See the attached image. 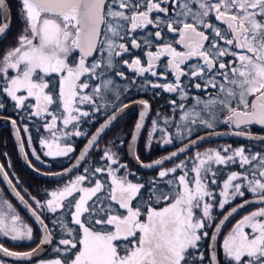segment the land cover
I'll use <instances>...</instances> for the list:
<instances>
[{"label": "snow or ice", "instance_id": "obj_1", "mask_svg": "<svg viewBox=\"0 0 264 264\" xmlns=\"http://www.w3.org/2000/svg\"><path fill=\"white\" fill-rule=\"evenodd\" d=\"M153 12L162 13L163 18L153 17ZM20 15L24 27L18 43L0 57V78L5 82L0 91L15 102L17 109L35 107L36 111L31 112L30 116H50L51 122L45 127L52 133L53 141L61 135L80 136L83 133L75 130L76 125H73V131L67 133L53 131L58 117L49 110V106L54 103L62 105L67 113L62 118L63 124L67 127L73 121L78 122L80 117L90 116V112L82 111L78 105L87 102L93 106L94 112H99L101 108L109 106L107 97L110 94L119 99L121 93L114 87L109 73L126 78L118 68L120 63L138 75L148 73L158 76L154 69L156 62L163 56L169 57L168 68L175 74V80L163 84L148 83L154 89L161 88L179 97L180 103L173 99L170 104L173 113L180 110V123H176L174 117L157 113L162 123L152 120L148 147H151L157 132L160 133L162 145L174 143L170 127L175 128L176 139L183 141L187 138L190 141L170 156H165L164 160L177 157L198 140L204 139L202 136H198L197 140L191 139L194 126L214 130L216 124L221 122L219 113L223 112L226 116L222 120L224 124L239 129L232 133L236 136L248 135L244 126H264V0H21ZM9 16L6 0H0V19L4 21L0 26V34L10 27ZM147 25L157 28L149 35H154L160 41L156 45L158 50L146 52L149 58L146 64H142L138 57L131 62L127 59L117 60V57L130 52L129 44L131 49L142 47L130 33ZM164 28L168 32L178 33V42L187 51H177L171 43L164 42ZM143 46L151 48L153 41L145 39ZM73 52L79 53V61L75 65L68 60ZM89 57H92L91 62ZM192 57H198L199 61L190 66V72H186L181 65ZM10 70L15 72L14 76L9 74ZM53 74L59 78V93L55 97V85L49 89L50 81L45 79ZM181 77H192L194 87L205 92L209 98L195 97V104L191 108L186 107L183 102L189 99V94ZM95 80L100 83L90 84V81ZM198 81H203V84ZM89 88L90 93L84 91ZM208 89H215V94L209 93ZM21 92L27 95H18ZM249 96L255 97L251 104L247 99ZM29 97L35 99V105L25 104ZM133 102L142 105L140 120L136 124L139 132L144 127L150 105L143 99ZM128 106L121 103L115 107L117 111H122ZM4 107V103L0 102V109ZM115 119L114 112L91 137L88 148L81 154L75 167L85 159L100 133ZM11 123L13 127L17 126L16 120H11ZM24 131L28 129L25 127ZM17 134L19 140V128ZM213 134L219 135L214 131L208 135ZM248 138L255 139L250 135ZM135 139L136 136H133ZM259 139L264 140V136ZM40 143L47 149L44 152L46 156H67L73 151L70 145L49 143L43 139ZM20 151H24L23 143ZM32 155L40 160L35 150ZM104 159L109 161V165L119 166L116 169L107 168L108 175L112 177L107 190L101 179L90 181L89 186L85 187L84 181L89 177L77 175L63 188L52 191L50 199L41 202L33 197L35 205L16 191L4 166L0 165L3 179L41 226V245L53 243L55 229L49 228L41 218L42 211L38 209H46L53 214L52 224H59L65 234L57 241L58 245L64 247L54 248L58 254H63L62 257L52 259L47 264H220L216 234L238 208L252 203L259 207L236 223L221 247L225 264H264V154L246 152L244 147L233 149L230 145L208 149L203 153L196 152L192 158L191 171L195 173L192 180L188 179L184 160L175 167L159 172L160 177H165L170 173L175 174L179 169L183 173L177 177L182 190L174 194L153 190L151 195L155 197L156 203L171 202L161 209L148 204L146 211L132 204L144 185L115 175L119 168L126 165L119 163L111 149L104 152ZM162 162L157 160L155 164ZM232 164H238L244 171L229 172L220 191L223 199L218 201L219 208L224 209L226 204L237 197H245L246 193H251L253 199L244 200L238 207H233L216 226V234L211 236L213 244L206 259L200 247L201 241L209 236L205 229L211 226L209 222L213 220L212 209L215 205L210 201L215 196L209 185L217 184L218 174V169L213 166L227 167ZM103 172L104 168L96 167L93 175ZM167 183L173 184V181ZM108 201L119 207H113ZM3 204L7 210L0 208V235L13 241L31 240L32 228L20 222L12 204L7 201ZM119 209L124 212H119ZM196 209L201 210L200 215L196 214ZM57 213L60 217L67 214L70 222L65 223L63 219L56 218ZM141 216L145 219L142 220ZM69 224L78 228H72ZM39 250L18 253L0 244V253L17 259H30Z\"/></svg>", "mask_w": 264, "mask_h": 264}, {"label": "flooded vegetation", "instance_id": "obj_2", "mask_svg": "<svg viewBox=\"0 0 264 264\" xmlns=\"http://www.w3.org/2000/svg\"><path fill=\"white\" fill-rule=\"evenodd\" d=\"M8 4V3H7ZM21 12V11H20ZM153 17L160 16L163 18L162 13H152ZM12 18V16H11ZM23 21V20H22ZM214 23H218L213 21ZM1 23V19H0ZM24 24L21 27V32H19L16 36L12 35L6 42L2 43L0 45V57H2L9 49L15 47L18 43V37L22 34ZM130 28V25H128ZM163 27V26H162ZM157 31V28L153 27V25H147L142 29H137L135 32H131L130 35L134 36L137 38L138 42L142 44V47L140 49H131V46L129 44L130 52L125 53L123 57H117V60H122V59H127L129 62H131L132 59L139 58L142 62V64H146L148 61V57L146 55L147 51H157L156 45L160 44V41H157L154 37V35H149L150 33H154ZM162 36L164 37V42L166 43H171L174 48H176L177 51H187L183 47L181 43H179V34L176 32H168L166 28L163 29L162 31ZM145 39H149L153 41V46L151 48H147L146 46H143V42ZM3 41V40H2ZM99 58V57H97ZM168 59L169 57L163 56L159 61L156 62V67L155 71L158 73V76H151L150 74L146 73L143 76L138 75L136 72L132 71L129 69L126 65L123 63H120L118 65V68L120 71L124 72V75L126 78H122L120 76H115L114 74L109 73L110 78L114 81V87L118 88L120 91V97L119 99H116L115 95L110 94L107 99L110 101V104L107 108H101L99 112H94L93 111V106L85 102L84 104L78 105L82 111H88L90 112L89 117H80L79 121H73L72 124H69L67 127L64 126L63 124V117L67 115V113L64 112L62 105H59V103H54L51 106H49V110L53 111V114L58 117L56 121V129L53 131H59L61 133H67L70 131H73V125H76V129L83 133L80 136H75V135H61L58 140L53 141L52 133L46 130L45 125L47 123L51 122V117L47 115H41V116H30L29 114L31 112H35L36 109L35 107L32 108H22V109H17L15 108V102L11 100V98L7 97L5 93L0 91V102L4 103L5 107L3 109H0V116H5L9 117L11 119H14L17 121V126L20 130L21 136H22V141L24 144L25 152L32 163L34 167L41 171L47 172V168H49L48 164L49 163H57L55 160H52L50 156L44 155V152L47 151L46 148L42 147L40 141L47 140L49 143H60L61 145H70L73 148V151L70 152L67 156H62V163L64 161L66 162H71L73 158L76 156V154L79 152V149L77 153H75V145L82 142V146L85 143L86 139L90 136V134L99 126L100 123H102L111 113L115 112L117 109L115 106L120 105L121 103H134L133 101H138V100H146L149 105H150V110L148 111L147 115L145 116V122H144V127L142 128V132L140 135V138L137 143V149L136 153L139 159L143 162H147V160L151 161L154 159H157L164 154L170 152L171 150L189 142V139H184L183 141L176 139L175 138V128L170 127L169 131L173 133V139L174 143L169 144V145H162L159 141V136L160 133L157 132L155 136L153 137L151 147H148V139H149V133L152 131V120H161V117L157 116V113H160L161 116H169L175 118L176 123H180L179 121V116L181 115V112L179 109L173 113V107L170 104V101L175 99L177 100L178 103L181 101L179 100V97H177L173 93L165 92L161 88H152L151 83L148 82H155V83H160L163 84L165 82H173L175 80V74L168 68ZM227 59H231V57H228ZM69 63L70 64H77L79 61V53L78 52H73L69 58ZM89 62H91L92 57L88 58ZM199 61L198 57H192L191 59L187 60L184 64L181 65V68L184 69L186 72H190L192 69L190 66L196 65ZM202 63V61H200ZM10 75H15L14 71L10 70ZM166 77V80H165ZM46 80L50 81L49 84V89L53 88V85H55V88L53 90V95L58 96L59 93V78L55 76V74L45 77ZM82 79H86V77H82ZM181 80L183 84L187 87V91L189 94V99L184 101L186 107L191 108L193 104H195V97H200L201 99H208V95L205 94V92L201 90H197L194 87L193 83V78L192 77H181ZM203 84V81H198ZM4 80L0 78V89L4 87ZM100 81L95 80V81H90V84H98ZM49 89H46L45 91H48ZM85 92H91V88L85 89ZM215 89H208L209 93H212L213 95L215 94ZM156 93H159L156 95ZM18 95H27L26 92H21L18 93ZM254 96H249L248 102L251 104L252 100L254 99ZM235 103V102H234ZM25 104H32L35 105L36 101L33 97H29L28 99L25 100ZM242 107V106H241ZM142 110V106L140 107ZM221 122H218L216 124L215 129H207L203 126H194L195 131L192 134L191 139H195L198 136H201L203 134L212 132V131H227L229 129H234L233 127H229L228 125L224 124L222 120L226 118L225 114L219 113ZM140 120V114L138 112H132L124 116L119 122L116 123V125L112 128L115 129V136L111 139H108V144H110V148L112 152L116 154V157L119 161L120 164L126 165L124 168H119L118 171L115 172V175L119 177H124L126 180L132 182V183H138V184H143L144 186H148L149 183L146 180L147 177L149 176H154L156 174H159L161 170L165 169H170L172 167H175L177 163H180L181 160H184L188 164L192 162V158L195 156L196 152L203 153L207 151L208 149H218L222 148L224 146L230 145L233 149L239 148V147H244L246 149V152L250 153H260L264 154V143H258V142H252V141H244V140H222V141H214L211 143H207L203 146H200L194 150H191L190 152L184 154L183 156L179 157L178 159L174 160L173 162L167 164L166 166L159 168L158 170L150 171V172H143L139 171L137 169H134L128 162V156H127V145L129 144L130 138L132 131L134 130L137 122ZM27 128L28 131L25 132L24 128ZM111 129V130H112ZM244 130L247 133L250 134H255V135H260L264 136V127L263 128H258L255 126H248L244 127ZM91 131V132H90ZM90 132V133H89ZM107 135V134H106ZM105 135V136H106ZM104 136V137H105ZM33 138L34 143H32L35 147L32 148L31 144L29 145V138ZM103 137V138H104ZM102 138V140H103ZM31 140V139H30ZM101 140V141H102ZM100 141V142H101ZM99 142V143H100ZM98 143V144H99ZM98 144L96 147L92 150L95 151L97 148ZM81 146V147H82ZM33 150H35L36 154L40 156V160H36L35 156L32 155ZM106 151V150H105ZM104 151V152H105ZM91 152V153H92ZM104 152L100 151V153L96 154L95 157H97V164H94L93 167H90V162L88 161L89 157L87 158L86 162L78 169V171L72 175L71 177L59 181V182H54L56 183L53 187H51L50 192H49V198L50 199V193L52 191H56L57 189H61L64 187L65 184H67L69 181L74 180L77 175H86L89 177V179L84 181L83 186H89L90 181H93L95 179H101L105 185L109 184L110 180H112V177L108 175L107 173V168L110 166L113 169L118 168V165H109V161L104 159ZM90 153V155H91ZM143 154V155H142ZM89 155V156H90ZM91 161V160H90ZM1 162V161H0ZM67 163V164H68ZM255 163V162H253ZM67 165H59V169H63ZM96 167H101L105 169V172L103 173H95L93 175V170ZM214 168L218 169V174L216 176L217 179V184H210L209 187L213 190L215 199L211 200L210 202L213 203L215 206L212 209V215H213V220L209 222L211 224L210 227H207L205 230L209 233V236L204 238L201 241V247L200 251H202L205 255L207 254L208 257V242L211 238L212 231L216 224L218 223L219 219L224 215L230 208H232L234 205H236L238 202L245 200L247 198L253 197L251 193H246L245 197L240 198L237 197L236 199L232 200L231 203L226 204L224 209H220L218 206V201L223 199L220 196V191L222 190L223 187V182L227 178V175L231 171H236V172H243L244 169L240 168L238 164H232L227 167L225 166H213ZM94 168V169H93ZM5 169V168H4ZM85 169H88L87 172H85ZM192 168L185 171L188 172V179L192 180L195 176V173L191 171ZM57 170V171H58ZM55 172V171H54ZM143 174V178H141L142 181H140V175ZM183 173L178 169L175 174L170 173L168 176H172L171 178H177L179 175H182ZM168 184V183H167ZM164 188L166 186L168 188L167 191L169 193V188L171 189L170 186L166 184H162ZM151 186V184H150ZM153 187V186H152ZM180 187V186H179ZM147 190V189H144ZM178 190H182L180 188H175L173 191L176 192ZM20 192V191H19ZM21 194L23 192H20ZM148 192H143L137 195L136 199L132 201L133 206H140L143 211H146V206L148 204H151L153 207L156 209H161L166 206L168 202L162 201L161 203H155L153 196L150 194H147ZM24 194V193H23ZM22 194V195H23ZM144 194V200L140 201V196ZM77 195V193L75 194ZM24 196V195H23ZM24 198L32 205H35V201H31L30 199H27L26 196ZM91 203V202H90ZM109 203V202H108ZM110 203L113 204V207L118 208L119 206L114 204V202ZM259 206L248 209L246 211L241 212L238 214L236 217H234L228 225L222 230L219 240H218V246H217V255L218 259L220 260V264H225V258L223 256V250L221 245L223 244V240L228 236V234L231 232L233 227L238 223L245 215L250 214L252 211L256 210ZM37 211H42V219H44L45 223L49 226L50 229H55L54 236L55 239L53 240L52 246L50 250L47 252V254L32 263L29 264H35L38 262H41L43 259H48V257L51 256V258H56V257H62V253L58 254L54 248L55 247H60L63 248L64 246L58 245L57 241L59 238L64 236L65 234L60 230V225H53L52 220H53V214L49 213L46 209L44 210H37ZM18 212V211H17ZM119 212L123 213V209H119ZM197 215L201 214L200 209L195 210ZM22 211H19V217H20V222H22L24 225L30 226L33 230L35 226L33 223L26 217L22 216ZM24 214V213H23ZM25 215V214H24ZM26 216V215H25ZM56 218L58 219H63L65 223L70 222V217L65 214L63 217H60L59 213L56 214ZM141 219H145L144 216H141ZM70 227L72 228H78L76 225L69 224ZM36 229V228H35ZM38 231V230H37ZM246 231H250V229H246ZM33 238L31 240H18V241H13L3 235H0V243L5 246L6 248H9V246H14L16 243H20L22 246V243L30 245L28 250L34 248L38 243L40 239V234L38 237L35 236L34 230L32 232ZM35 243V244H34ZM117 243H122V242H117ZM126 243V242H123ZM10 249V248H9ZM12 250V249H11ZM22 251H27L22 250ZM0 260L4 261L5 263L9 264H26V263H14L10 262L7 260H4L0 258Z\"/></svg>", "mask_w": 264, "mask_h": 264}, {"label": "water", "instance_id": "obj_3", "mask_svg": "<svg viewBox=\"0 0 264 264\" xmlns=\"http://www.w3.org/2000/svg\"><path fill=\"white\" fill-rule=\"evenodd\" d=\"M18 1H19L20 5H21V0H18ZM6 3H7V1H6ZM7 8H8V10H10L8 4H7ZM8 22L10 23V26H11V22H12L11 12H10V16L8 17ZM3 23H4V21H3V19H1L0 26H2ZM9 28L6 30V32L4 34H0V41H2L5 38L6 34L9 31ZM253 100H252V102H253ZM128 105L129 106L127 108H124L122 111H117V110L115 111L116 119L111 122V125L109 127L105 128L103 130V132L100 133V136L97 139V141L95 142V145L92 146L91 149L88 151L87 156L85 157V159L83 161H79V166L78 167H75V165H77L78 159L81 156V154L85 151L86 148H88L89 140L91 139V137L93 135H95L101 129V126L104 125L108 121V119L113 115L114 112L111 113L102 123H100L99 126L90 134V136L86 139L85 143L83 144V146L81 147L79 152L76 154V156L73 158V160L71 162H69L67 164V166H65L63 169L55 171V172H45V171H41V170L37 169L36 167H34L32 165V163L30 162V160L28 159L27 155H26L24 144H23L24 151L23 152L20 151L21 143H23L22 136H21V133H20V130H19L20 139L19 140L17 139V135H18L17 134V128H18V126L13 127V125L11 123V120H13V119H11L9 117H5V116H0V130L3 129V128H6L9 131L10 136H11L12 141H13V144H14V147H15L17 158H18L22 168L31 177H33V178H35V179H37L39 181L54 183V182H59V181L65 180V179L71 177L72 175H74L78 171V169L85 163V161L89 157V155L92 152V150L96 147V145L116 125V123L119 122L124 116H126L127 114L132 113V112H138L140 114V112L142 111L140 109V107L142 105H140L138 103H130ZM144 122H145V120H144ZM248 126H255V127H258V128H263L264 127V126H261V125H258V124H252V125H248ZM248 126H244V127H248ZM234 131H239V129H235L234 128V129H229L227 131H222V130L214 131L215 133H219V135H215V134L208 135L210 132L206 133V134H203L201 136L204 137V139L198 140L195 145L190 146L186 152L180 153L177 157H173L172 159H168V160H164L163 159L165 156H170L172 152L178 151V149H180L181 147H184L185 145H188L190 143V141L185 143V144H183V145H181V146H179V147H177V148H175V149H173V150H171L170 152L164 154L163 156H161V157H159L157 159H154V160H151V161H147V162H143L140 159L137 160L138 156H137V153H136L137 143H138V140L140 138L142 129L139 132H137L136 126H135L134 130L132 131L129 144L127 145L128 162L134 169H137V170L143 171V172H150V171L158 170L159 168H162V167L166 166L167 164L173 162L174 160H176L179 157L183 156L184 154L190 152L191 150H194V149H196V148H198L200 146H203V145H205L207 143H211V142H214V141L244 140V141H252V142H258V143H264V140L259 139V137H262L260 135H255V134L248 133V135H246V136H236V135L232 134ZM249 135L251 137H255V139H249L248 138ZM133 136H136L135 141L133 140ZM193 140H197V137L195 139H193ZM157 160H162L163 162L161 164H159V165H156L155 161H157ZM0 165H2L1 162H0ZM144 165H153V167H145ZM69 169H71V171H68ZM9 179H10V177H9ZM0 184L2 185L4 190L8 193L9 197L13 200V202L19 207V209L33 223V225L35 226V228L38 230V232L40 234L39 243L34 248H32L30 250H27V251H15V250H11V249L8 248L10 251H15V252H18V253L32 252L33 249H38L39 248L40 250L38 252L33 253V255H32V257L30 259H27V258L26 259H17L15 257L4 256L3 253H0V258H2L4 260H7V261H10V262H14V263H26V264L35 262V261L43 258L47 254V252L50 250V248L52 246V243L51 244L41 245V226L35 220V218L32 216L31 212L24 206V204L21 203L19 198L15 195V192L12 190V187L3 179V175L2 174H0ZM12 184L15 185L13 182H12ZM15 188H16V191H19L17 189L16 185H15ZM252 199H253V197H250V198H247L245 200H252ZM243 201L244 200L238 202L233 207H238V205L243 203ZM257 206H259V205L255 204V203H252V204L246 205L243 208H238V211L233 213L231 216H229L228 220L224 222L223 226H221L219 234H216V226L219 225L220 221L223 220L224 216L227 215L228 212H230L233 207L230 208L224 215H222V217L219 219L218 223L214 227V229L212 231V234H211V236L213 234L217 235V239L215 241L216 247L218 246V240H219L220 234H221L222 230L228 225V223L234 217H236L238 214H240L241 212L246 211V210L251 209V208H254V207H257ZM212 244H213V241L210 238V240L208 242V254H209V251H210V245H212Z\"/></svg>", "mask_w": 264, "mask_h": 264}, {"label": "trees", "instance_id": "obj_4", "mask_svg": "<svg viewBox=\"0 0 264 264\" xmlns=\"http://www.w3.org/2000/svg\"><path fill=\"white\" fill-rule=\"evenodd\" d=\"M8 3V6L10 8L11 16H12V22L11 26L9 28L8 33L6 34L3 41H0V45L2 43L6 42L12 35L16 36L19 32H21V27L24 24L23 18L20 15L21 11V5L18 0H6ZM91 132V131H90ZM89 132V133H90ZM115 129L110 130L107 135L103 138V140L98 144L95 151L91 153L89 156L88 161L90 162V167H93L94 164H97V157H95L96 154L100 153V151L104 152L105 150L109 149L110 144H108V139H111L115 136ZM31 144L32 148L35 147L32 143H34L33 138L31 137ZM82 142L75 145V153L81 148ZM143 155V154H142ZM91 160V161H90ZM0 161L2 165L4 166L6 172L8 173L10 179L12 182L16 185L17 189L20 192H23L22 194L26 196L27 199H30L31 201L39 200L41 202L46 201L49 198V192L51 187H53L56 183H49V182H43L39 181L33 177H31L21 166L17 155L15 151V147L12 141V138L10 136L9 131L6 128H3L0 130ZM149 161V160H147ZM86 162V161H85ZM68 162L64 161L61 165H67ZM49 168L45 169L47 172H54L57 171L60 167L57 163H49ZM94 169V168H93ZM61 184V182H59ZM2 188V192L5 195L8 203L12 204L15 211L19 214V207L13 202V200L9 197L8 193L4 190L2 185L0 184V189ZM33 197L35 200H33ZM3 204V203H1ZM4 206V205H2ZM3 208V207H0ZM5 211L7 209L3 208ZM22 216L26 218V216L22 213ZM34 234L36 237L39 236V232L37 229L33 228ZM35 244V243H34ZM30 245L22 243V246L20 243H16L14 246H9L10 249L15 251H22V250H28ZM207 259V254L205 255Z\"/></svg>", "mask_w": 264, "mask_h": 264}, {"label": "rangeland", "instance_id": "obj_5", "mask_svg": "<svg viewBox=\"0 0 264 264\" xmlns=\"http://www.w3.org/2000/svg\"><path fill=\"white\" fill-rule=\"evenodd\" d=\"M62 156H56V157H52V156H50V158H52V160H55L56 162H57V164L58 165H61L62 164V158H61ZM190 168H192V162L190 163V164H188V166H187V170H189ZM140 176V181H142L141 180V178H143L142 176H144L143 174H139ZM172 176H165V177H160L159 176V174H156V175H154V176H149V177H147V181H148V183H149V185L148 186H144V188H142L141 189V193H143L144 191L145 192H148L147 194L148 195H150L151 193H152V191L153 190H155L156 192H163V193H167V194H174L175 192L173 191L175 188H180L179 186V181H178V179L177 178H171ZM169 180H172L173 181V184H167V182L169 181ZM111 181L112 180H110L109 182V184H107L106 185V190H107V187L108 186H110L111 185ZM141 184V183H140ZM150 184H151V186H150ZM162 184H166V185H168V186H170L171 187V189L169 188V193H168V191H167V189L166 188H168L167 186H166V188H164L163 187V185ZM66 185V184H65ZM153 186V187H152ZM63 188V187H62ZM144 189H147V190H144ZM149 192H150V194H149ZM78 195H80V193H77V196ZM153 198H154V201L153 202H155V197L153 196ZM95 199V198H94ZM144 200V194L143 195H141L140 196V201H143ZM4 201H7V199H6V197H5V195L3 194V192H2V188L0 189V207H3V208H5V209H7V206L6 205H4V204H1V203H3ZM8 202V201H7ZM91 202V201H90ZM89 202V203H90ZM109 203H110V201H108ZM169 202H171V201H169ZM156 203V202H155ZM161 203V202H160ZM2 205H4V206H2ZM17 213V212H16ZM18 214V213H17ZM19 215V214H18ZM56 258H60V257H56ZM56 258H51V256L50 257H48V259H43L41 262H38V263H35V264H47V262L48 261H50V260H52V259H56ZM0 262H3V264H9V263H5L4 261H2V260H0Z\"/></svg>", "mask_w": 264, "mask_h": 264}]
</instances>
